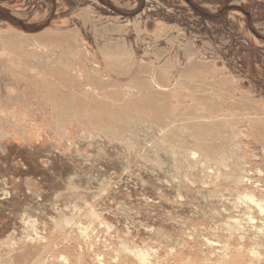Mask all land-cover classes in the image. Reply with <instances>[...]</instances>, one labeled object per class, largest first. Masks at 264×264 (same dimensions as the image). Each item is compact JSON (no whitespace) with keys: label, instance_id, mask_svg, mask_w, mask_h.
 Segmentation results:
<instances>
[{"label":"rangeland","instance_id":"obj_1","mask_svg":"<svg viewBox=\"0 0 264 264\" xmlns=\"http://www.w3.org/2000/svg\"><path fill=\"white\" fill-rule=\"evenodd\" d=\"M261 201L264 0H0L1 257L264 264Z\"/></svg>","mask_w":264,"mask_h":264},{"label":"bare ground","instance_id":"obj_2","mask_svg":"<svg viewBox=\"0 0 264 264\" xmlns=\"http://www.w3.org/2000/svg\"><path fill=\"white\" fill-rule=\"evenodd\" d=\"M109 49H111L112 51H113V54L114 55H117V53H118V50H116V48H109ZM122 54V53H121ZM118 55H119V53H118ZM120 57H122V56H120ZM119 57V58H120ZM112 66H115V64H111ZM111 66V67H112ZM250 110H252L254 113H256L257 115H259V113L261 112L259 109H258V107H256V106H254V105H246ZM260 117V116H259ZM242 136H244V135H242ZM235 149V148H234ZM193 155H194V153H193ZM227 168V167H226ZM239 175V174H238ZM238 196V195H237ZM245 198H247L248 200H250L251 202H253L254 203V200L252 199V198H250V197H248V196H244ZM259 199H261V198H259ZM245 200V199H244ZM240 202V201H239ZM261 202H263V201H261ZM252 204V203H251ZM263 204H264V202H263ZM253 205V204H252ZM256 206L258 207V209H259V211H260V213H263L264 212V208L261 206V204H256ZM250 211V210H249ZM249 220V219H248ZM31 238V237H30ZM43 245V244H42ZM47 246V245H46ZM44 248V247H43ZM28 249L29 250H34V253H35V255H36V260L37 261H35V260H33L32 261V263L33 264H68L67 263V261L65 260V258H61V260H60V258L55 262V261H52V260H46V259H39V251H41L42 249L41 248H36V247H28ZM25 249H23V250H21L22 252L24 251ZM31 252V251H30ZM33 252V251H32ZM11 253V252H10ZM10 253L8 252V253H6V255H5V257H1L3 260H1L0 259V264H19V263H16V261H15V259L13 258V257H11V255H10ZM18 253H20V252H18ZM34 253H33V255H34ZM1 255V254H0ZM23 255H25V252H24V254ZM32 255V256H33ZM26 259V257H23L22 258V260L24 261ZM22 261V263H20V264H25L24 262ZM69 262V261H68ZM28 264V263H27ZM30 264V263H29Z\"/></svg>","mask_w":264,"mask_h":264}]
</instances>
